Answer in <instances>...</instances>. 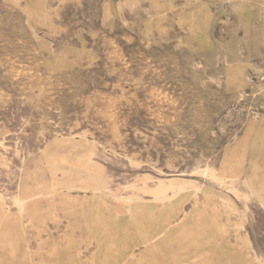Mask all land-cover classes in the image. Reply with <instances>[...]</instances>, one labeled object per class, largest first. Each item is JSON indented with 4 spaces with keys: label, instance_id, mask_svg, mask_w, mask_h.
Instances as JSON below:
<instances>
[{
    "label": "rangeland",
    "instance_id": "374dc122",
    "mask_svg": "<svg viewBox=\"0 0 264 264\" xmlns=\"http://www.w3.org/2000/svg\"><path fill=\"white\" fill-rule=\"evenodd\" d=\"M0 264H264V0H0Z\"/></svg>",
    "mask_w": 264,
    "mask_h": 264
},
{
    "label": "bare ground",
    "instance_id": "6f19581e",
    "mask_svg": "<svg viewBox=\"0 0 264 264\" xmlns=\"http://www.w3.org/2000/svg\"><path fill=\"white\" fill-rule=\"evenodd\" d=\"M205 170V169H204ZM209 172V171H208ZM199 174V173H198ZM169 180V179H168ZM171 180V179H170ZM182 180V179H181ZM143 182V181H142ZM168 182V181H167ZM168 184V183H167ZM165 185V184H164ZM133 186V185H132ZM170 187V186H169ZM166 188V187H165ZM171 188V187H170ZM177 188V187H176ZM181 188V187H180ZM139 190V189H138ZM148 190V189H147ZM175 191V190H174ZM163 192V191H162ZM167 193V192H166ZM163 194V193H162ZM234 195V194H233ZM161 196V195H160ZM163 198V197H162ZM160 200V199H159Z\"/></svg>",
    "mask_w": 264,
    "mask_h": 264
}]
</instances>
